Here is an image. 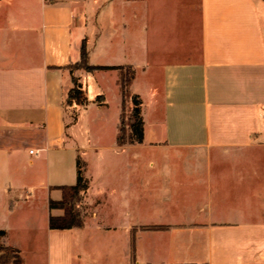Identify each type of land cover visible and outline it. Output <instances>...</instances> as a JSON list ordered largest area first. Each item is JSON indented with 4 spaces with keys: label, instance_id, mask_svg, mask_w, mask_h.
I'll use <instances>...</instances> for the list:
<instances>
[{
    "label": "crops",
    "instance_id": "0c3cea01",
    "mask_svg": "<svg viewBox=\"0 0 264 264\" xmlns=\"http://www.w3.org/2000/svg\"><path fill=\"white\" fill-rule=\"evenodd\" d=\"M83 43L112 68L71 73ZM121 66L141 143L115 141ZM72 76L85 105L65 103ZM77 159L83 225L51 229ZM101 204L122 216L128 264H264V0H0V244L21 264H81Z\"/></svg>",
    "mask_w": 264,
    "mask_h": 264
},
{
    "label": "trees",
    "instance_id": "16d2710c",
    "mask_svg": "<svg viewBox=\"0 0 264 264\" xmlns=\"http://www.w3.org/2000/svg\"><path fill=\"white\" fill-rule=\"evenodd\" d=\"M71 73L73 70L83 68L86 71H92L96 69H109V66L92 65L87 63V54L84 43L81 45L80 59L79 61L70 65ZM120 69L119 87L121 91V111L119 115V123L117 125V134L115 141L118 145L141 143L143 140L144 121L141 115V98L135 93H131L129 85L133 77V70L130 67H117ZM72 87L68 90L65 98L67 105L78 104L85 105L88 103V99L82 89V86L78 84L77 79L72 76ZM132 102V109L129 111L127 121L125 122L127 129L121 126L123 119V113L128 101ZM95 101L99 104L104 103L102 95L95 97ZM76 181L71 185H60L58 188L61 190V198L58 200L49 199L48 206L50 209H61L62 214L52 215L48 217V226L51 229H69L75 226H82L83 221L78 209L77 203L80 200L81 193L88 187V180L84 176V167L79 159L76 161ZM149 229L161 228L159 226H149ZM4 234L3 230H0V237ZM0 250H6L11 253L10 262L12 264H21L22 259L17 249L9 246L0 245ZM0 259L2 256L0 255Z\"/></svg>",
    "mask_w": 264,
    "mask_h": 264
},
{
    "label": "rangeland",
    "instance_id": "374dc122",
    "mask_svg": "<svg viewBox=\"0 0 264 264\" xmlns=\"http://www.w3.org/2000/svg\"><path fill=\"white\" fill-rule=\"evenodd\" d=\"M131 109L132 102L129 100L126 104L121 122V126H123L124 129H127L125 122L127 121V116ZM74 113L75 112H71V115L74 116ZM112 120L113 114L111 109L108 116L105 117L101 123V128L103 130L102 142L105 144L112 143L114 140ZM25 166L28 167L27 169H30V165L27 163H25ZM147 202L149 201H145V205H147ZM1 209L2 207L0 210ZM96 215L97 216L94 217L92 221H88L89 223L84 238H82L81 244H79V248L82 250L80 257L81 264H128L125 255V231L120 229L122 227V216H120L119 213L113 214L112 216L108 214V216H106L102 204L98 208ZM144 215L145 218L151 217L149 212H146V209ZM107 222H111L113 226H115V229L112 231L105 229L104 227ZM143 228L149 229L146 226ZM146 233L147 232H141L136 238L141 250L143 248L144 253L150 255L152 253L151 245L155 241L157 242V238L155 239L153 236ZM127 247L129 250V241ZM0 255L2 256L0 264H12L10 258L6 259L10 257V252L0 250Z\"/></svg>",
    "mask_w": 264,
    "mask_h": 264
},
{
    "label": "built area",
    "instance_id": "2783aa9c",
    "mask_svg": "<svg viewBox=\"0 0 264 264\" xmlns=\"http://www.w3.org/2000/svg\"><path fill=\"white\" fill-rule=\"evenodd\" d=\"M29 153H30V154H35V153H37V151H35L34 149H30V150H29ZM204 264H208V263H204Z\"/></svg>",
    "mask_w": 264,
    "mask_h": 264
}]
</instances>
